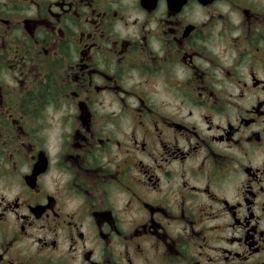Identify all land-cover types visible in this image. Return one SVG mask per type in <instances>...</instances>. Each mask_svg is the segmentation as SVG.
Here are the masks:
<instances>
[{
	"label": "flooded vegetation",
	"instance_id": "1",
	"mask_svg": "<svg viewBox=\"0 0 264 264\" xmlns=\"http://www.w3.org/2000/svg\"><path fill=\"white\" fill-rule=\"evenodd\" d=\"M262 124L259 0L0 2V264H264V127L249 131ZM233 165L245 177L234 202ZM68 174L79 217L49 191ZM118 211L140 222L122 231Z\"/></svg>",
	"mask_w": 264,
	"mask_h": 264
},
{
	"label": "clouds",
	"instance_id": "2",
	"mask_svg": "<svg viewBox=\"0 0 264 264\" xmlns=\"http://www.w3.org/2000/svg\"><path fill=\"white\" fill-rule=\"evenodd\" d=\"M0 2H6V0H0ZM52 0H41L42 3V7H46L48 3H51ZM122 2L124 4H127L129 2V0H122ZM259 2L261 3L262 6H264V0H259ZM112 7H116V5H112ZM221 11L227 13L230 17L231 23L233 25H239L240 21L239 19L236 17V15L229 13V8L228 5H225ZM126 16V20L130 23L132 19H139L142 20V17H138L137 14L132 13V12H128V13H124ZM208 14H211V9L208 10ZM201 19L206 20L207 19V14L202 16ZM117 27L119 28L120 25L117 24ZM229 36H241V32L238 29H233L232 31H230L228 33ZM198 46H202L203 49L207 50L206 54H211L212 56H215L218 54V50L216 48L211 47L209 44L206 43L205 40H198L195 42ZM13 46H16V42H13ZM155 50V49H154ZM158 54L163 55V52H159ZM234 56V53L232 54ZM198 63L202 64L205 68H207L209 65L204 62L203 60L198 61ZM190 74H187L184 79H187L189 77ZM5 79L7 80L8 77L5 76ZM234 92V90H233ZM158 95V93H157ZM238 104H242V102L237 101ZM248 104H242V108H246L248 107ZM185 109H188L191 107V105L189 103H185L184 105ZM157 110L161 112V114H165V113H175L176 111V105L169 103L164 97H161V102L159 105H157ZM49 112H51V108L48 109ZM236 109L231 108V106H228L227 111L225 113L226 117L229 119H232V121L235 123L236 122V118H235V113H236ZM241 114L242 110H241ZM65 117H66V127L64 129V131H70V127H71V121L73 119V115L65 112L64 113ZM98 115L101 118L107 119L111 114L109 112H101L98 110ZM51 123V121H49ZM217 123H223L220 120L216 121ZM191 123V121H190ZM107 129H112L113 125L112 124H107ZM261 127H264V124L260 125L259 127L255 128V129H251L249 131L255 130V131H259ZM207 128V125L203 124L202 122L199 125V131L201 132V135H203L205 138H207L208 136L211 135H216L217 133L215 131L209 133V132H205L204 129ZM128 131H130V129H124V132L127 133ZM104 134H107L106 132ZM38 136L40 135L39 133L37 134ZM42 139V137H41ZM180 147H185V145L183 143L180 144ZM158 147H157V151H158ZM143 158V157H142ZM146 163H151L150 160H148L147 158H144ZM252 161V156L251 154H249L248 156L244 157V158H238L236 161V165H242L246 162H251ZM233 165L232 167V172L233 175L236 177L234 183L232 184V188H231V199L234 202L236 199H239V193L242 190V186L245 183V177L243 176V174L239 171V168ZM257 167H261L262 165L257 164ZM171 170V169H170ZM21 171H27L26 168H22ZM213 173L209 172L208 173V183H211L213 185V192H216L217 195H221L222 193L220 192L219 188V184L213 179ZM190 179L191 182V178L190 177H186ZM73 176L71 174L65 175L64 180L62 181L61 184V188L59 190H52L49 189V191L51 192V194L53 195H58L59 197H61V208L62 211L64 213H74L75 215H77V217H79V213L75 212L74 209L70 208V207H66L65 206V201L63 199V192L66 191L67 189H70L72 186V182H73ZM179 182H180V177H179V173L175 174L174 177V183L172 184L173 189L178 188L179 186ZM204 186V181H201L198 184V187H203ZM15 193H5V195L8 196L9 199L12 198V195H14ZM101 199H105L104 197H101ZM178 199V197H177ZM206 199V198H205ZM81 206H85L89 203H98L99 201H85L83 198H79L77 201ZM110 206V205H109ZM122 207V205H121ZM117 216L120 219V228L122 231H129L130 228L132 226H135L136 223L140 222L139 221V217L138 214L136 212H125V211H118L117 212ZM178 235H183L182 233H177Z\"/></svg>",
	"mask_w": 264,
	"mask_h": 264
}]
</instances>
